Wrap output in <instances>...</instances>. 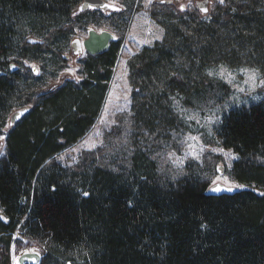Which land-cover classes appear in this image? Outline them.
Here are the masks:
<instances>
[{
    "label": "trees",
    "instance_id": "16d2710c",
    "mask_svg": "<svg viewBox=\"0 0 264 264\" xmlns=\"http://www.w3.org/2000/svg\"><path fill=\"white\" fill-rule=\"evenodd\" d=\"M79 2L0 0V135L5 136L0 264H12L16 238L42 249L40 264H264V102L230 108L217 126L221 145L236 155L230 174L247 186L232 195L206 194L210 182L199 167H185L173 179L163 176L146 148L148 143L160 146L168 137L164 131L182 124L177 105L188 107L206 69L264 66V0H223L216 3L219 14L208 22L195 7L176 11L153 3L150 15L166 27V35L128 64L136 85L132 151L108 156L97 148L64 165L56 156L97 121L120 41L104 54L78 58L83 80L66 79L46 91L27 92L30 112L8 131L2 126L25 93L22 84L39 77L28 70L11 72L13 52L20 49L21 58L29 50L51 52L65 63L67 55L59 47L54 51V43L96 13L73 15ZM172 13L191 18L189 37L161 20ZM33 22L40 38L24 39L19 29L22 24L33 29ZM180 57L189 70L170 76L169 68ZM121 133L118 127L105 136Z\"/></svg>",
    "mask_w": 264,
    "mask_h": 264
},
{
    "label": "rangeland",
    "instance_id": "374dc122",
    "mask_svg": "<svg viewBox=\"0 0 264 264\" xmlns=\"http://www.w3.org/2000/svg\"><path fill=\"white\" fill-rule=\"evenodd\" d=\"M105 1L120 5L123 13L102 16L101 13L96 12L93 15L83 17L70 31V34L64 38V41L59 40L52 47L53 50L54 48L55 50H58V47L61 48V54L67 55L68 59L65 63L62 62L60 56H56L54 53L34 50H29L26 53L29 55L28 57L21 58L19 56L20 49L13 52L14 56L10 62L22 74L24 70H28L32 75V67L35 66L39 77L36 81H29L26 85L22 84L25 93L20 94V103L13 105L7 113L2 126L4 130L6 129V120L13 111L32 105L31 102L25 101V94L46 91L66 79L81 81L85 78L83 62L70 55V42L73 39L83 40L87 37L89 29H95L97 31H110L115 36L116 41H120L117 59L112 68L109 88L97 121L80 141L56 156V160L64 165L75 164L84 151L97 148H103L108 156H114L115 152H122L124 156V154L128 155L132 151L130 149L135 141V134L133 133L130 116L136 85L131 81L128 64L144 47H150L154 43L162 41L166 35V27L152 18L149 12L153 3H160L163 0H150V2L149 0ZM195 1L197 0H175L177 6L175 9L177 11L180 5L194 8ZM208 1L209 12L203 17V21L206 22L212 16L219 14L216 3L221 2V0ZM76 7L77 4L73 7V10ZM161 20L167 26L176 27L180 31L179 34L186 37L190 36V28L194 26L191 18L186 14L179 16V14L172 13L168 17L162 15ZM32 26H34L33 29L31 26L22 24L19 32L24 39L40 38L33 33L34 30H37V24L33 22ZM183 62L184 59H181V57L175 60L174 66L169 68L170 76L176 74L179 69L182 71L189 70V64H183ZM222 66L227 70L225 72L226 77L228 73H231V76L227 79L218 75ZM241 69L249 71L245 72ZM251 70H256L254 80L250 79ZM263 70V65L247 64L229 67L218 64L206 69L198 77L199 89L196 94L189 97L188 107L184 104L177 105L180 110L182 124H177L170 131H164L163 134L168 137L160 142V146L153 147L150 143L146 145L147 149L150 148V155L156 161L158 170L163 176L173 179L184 174L185 167H199V173L207 176L210 184L220 182L226 185L247 188V186L237 183L230 174L232 162L236 159V155L231 149L224 148L221 145L217 126L223 113L230 108L264 102V83H261V81H264ZM209 71H213L214 74L209 76ZM118 127L122 129L121 135H118V137L105 136L108 130ZM132 133L134 134L133 137H131ZM4 152L5 136L1 134L0 155ZM124 160L122 158V161ZM218 166L224 168L222 174L217 172ZM251 188L261 192L253 186ZM0 219L5 220L1 206ZM16 239V245L11 248L12 264H18V257L24 252H37L41 255L42 261L43 252L36 243L27 238ZM17 246L19 248H16ZM78 260V258H75L74 263H77Z\"/></svg>",
    "mask_w": 264,
    "mask_h": 264
},
{
    "label": "water",
    "instance_id": "95a60500",
    "mask_svg": "<svg viewBox=\"0 0 264 264\" xmlns=\"http://www.w3.org/2000/svg\"><path fill=\"white\" fill-rule=\"evenodd\" d=\"M196 9L203 15L209 12V1L208 0H197L195 1ZM122 7L115 3H109L105 0H80L73 15H80L85 12H99L102 14L120 13ZM116 38L110 31L101 30L97 31L95 29H89L87 32V37L83 40L78 38L73 39L70 42V55L80 58L84 53L90 56H96L104 54L110 47V44L115 42ZM17 67L11 63L10 71L13 72ZM32 73L37 76L36 67H32ZM30 106H24L13 111L7 119L8 131L15 126L25 115L30 112ZM224 168L222 166L217 167V172L219 174L223 173ZM231 188V191L228 189ZM216 189H220L217 191ZM240 187L237 185H226L220 182L210 184L206 190V194L211 196L220 195H232L237 193ZM41 255L37 252H24L18 257V264H40Z\"/></svg>",
    "mask_w": 264,
    "mask_h": 264
},
{
    "label": "snow or ice",
    "instance_id": "6c2138e0",
    "mask_svg": "<svg viewBox=\"0 0 264 264\" xmlns=\"http://www.w3.org/2000/svg\"><path fill=\"white\" fill-rule=\"evenodd\" d=\"M149 2H150V0H149ZM221 3H223V0H221ZM182 8L184 7L183 5L181 6ZM227 70L222 66L221 67V69H220V72L218 73V75H220L221 77H223V78H225V79H227L228 77H230L231 76V73H228V76L226 77L225 76V72H226ZM241 71H245V72H248L249 70H247V69H241ZM251 72H252V75H251V77H250V79H255V76H256V70H251ZM214 73H213V71H209L208 72V75L209 76H212ZM230 82V81H229ZM261 83H264V81H261ZM218 119V118H217ZM209 120H211V118H209ZM194 139V138H193ZM217 191H219L220 189H216ZM232 189L231 188H229L228 189V191H231ZM84 195L85 196H87L88 195V193H84Z\"/></svg>",
    "mask_w": 264,
    "mask_h": 264
},
{
    "label": "flooded vegetation",
    "instance_id": "af4514ba",
    "mask_svg": "<svg viewBox=\"0 0 264 264\" xmlns=\"http://www.w3.org/2000/svg\"><path fill=\"white\" fill-rule=\"evenodd\" d=\"M162 3H164V4H169V5H172L173 7H177L176 6V2H175V0H163V2ZM182 5H180L178 8L179 9H181V10H184L186 7H187V5H183L184 7L182 8L181 7ZM194 7H195V2H194ZM196 8V7H195ZM111 45V44H110ZM87 55V54H86ZM84 56V54L81 56V57H83Z\"/></svg>",
    "mask_w": 264,
    "mask_h": 264
}]
</instances>
